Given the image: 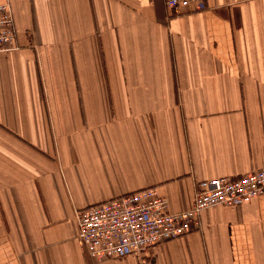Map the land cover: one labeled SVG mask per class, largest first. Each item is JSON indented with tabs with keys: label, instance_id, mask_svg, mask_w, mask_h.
Returning a JSON list of instances; mask_svg holds the SVG:
<instances>
[{
	"label": "crops",
	"instance_id": "0c3cea01",
	"mask_svg": "<svg viewBox=\"0 0 264 264\" xmlns=\"http://www.w3.org/2000/svg\"><path fill=\"white\" fill-rule=\"evenodd\" d=\"M0 52V264H264V197L91 261L76 211L146 187L264 168V0H9Z\"/></svg>",
	"mask_w": 264,
	"mask_h": 264
},
{
	"label": "built area",
	"instance_id": "2783aa9c",
	"mask_svg": "<svg viewBox=\"0 0 264 264\" xmlns=\"http://www.w3.org/2000/svg\"><path fill=\"white\" fill-rule=\"evenodd\" d=\"M166 7L198 10L205 0H164ZM9 0H0V52L15 48ZM264 197V168L237 177L198 180L189 208L171 210L155 187L114 196L76 211L77 238L91 261L121 259L200 229L199 215L216 205L236 207Z\"/></svg>",
	"mask_w": 264,
	"mask_h": 264
}]
</instances>
